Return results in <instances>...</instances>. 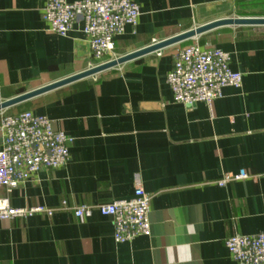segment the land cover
Masks as SVG:
<instances>
[{"label": "crops", "instance_id": "1", "mask_svg": "<svg viewBox=\"0 0 264 264\" xmlns=\"http://www.w3.org/2000/svg\"><path fill=\"white\" fill-rule=\"evenodd\" d=\"M137 25L104 61L226 17H264V0H133ZM45 0H0V102L97 63L80 22L65 36L43 20ZM220 48L242 73L211 105L173 100L177 49ZM0 110L46 115L74 139L64 166L41 169L0 197L51 215L0 220V264H237L225 240L264 231V24H227ZM2 137L0 132V147ZM240 169L241 180L217 181ZM151 194L150 235L115 242L96 206ZM93 207L77 217L74 207Z\"/></svg>", "mask_w": 264, "mask_h": 264}, {"label": "built area", "instance_id": "2", "mask_svg": "<svg viewBox=\"0 0 264 264\" xmlns=\"http://www.w3.org/2000/svg\"><path fill=\"white\" fill-rule=\"evenodd\" d=\"M42 14L49 30L61 36L67 35L79 21L92 57L97 61L91 66H95L106 62L103 59L113 51L114 38L123 33L126 25H137L140 8L133 0H45ZM159 41L153 39L151 44ZM229 62L230 54L220 48L190 43L177 49L166 76L173 100L183 104L205 102L210 106L221 96L224 87L239 88L242 73L233 70ZM0 132V186L7 192L39 170L58 168L70 160L69 145L74 138L54 129L46 115L30 110L2 113ZM248 176L240 169L224 176L217 184L223 186L228 180ZM150 200L151 194L136 186L132 198L98 204L96 209L112 218L114 241L126 242L136 236L150 235ZM92 211L93 207L86 204L74 207L77 217L90 216ZM36 213L51 215L53 209L43 205L14 207L8 197H0V220L27 218ZM225 245L237 264H264V231L250 235L232 234L225 240Z\"/></svg>", "mask_w": 264, "mask_h": 264}, {"label": "water", "instance_id": "3", "mask_svg": "<svg viewBox=\"0 0 264 264\" xmlns=\"http://www.w3.org/2000/svg\"><path fill=\"white\" fill-rule=\"evenodd\" d=\"M227 24H264V17H226V18L216 19V20H213L211 22H207L205 24H201V25L196 26L194 28H190L188 30H185L183 32L175 34V35H173L169 38H166L164 40H160L159 42L150 44L144 48H140L138 50H135V51L130 52L128 54H125L123 56H119L115 59L97 64L95 66H91V67L87 68L86 70H83V71L78 72L76 74H73V75L67 76L65 78L56 80V81L51 82V83L44 85L42 87H39V88H36L34 90L18 94L16 96H13L11 98H7L5 100H2L0 102V110L5 109L7 107H10L12 105L18 104V103L36 95V94H39V93H42L44 91L53 89L55 87L67 84V83L72 82L74 80L84 78V77H88V76H94L95 74H97L103 70L114 67L118 64H121L127 60L135 58V57L142 55L144 53L159 50L162 47H165L167 45L190 39V38H192L198 34H201L202 32L210 30L214 27H218L221 25H227Z\"/></svg>", "mask_w": 264, "mask_h": 264}]
</instances>
